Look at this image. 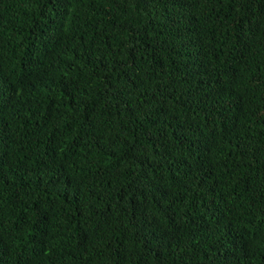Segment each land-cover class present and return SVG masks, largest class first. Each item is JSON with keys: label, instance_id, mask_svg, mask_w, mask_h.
I'll return each instance as SVG.
<instances>
[{"label": "trees", "instance_id": "1", "mask_svg": "<svg viewBox=\"0 0 264 264\" xmlns=\"http://www.w3.org/2000/svg\"><path fill=\"white\" fill-rule=\"evenodd\" d=\"M0 264H264V0H0Z\"/></svg>", "mask_w": 264, "mask_h": 264}]
</instances>
